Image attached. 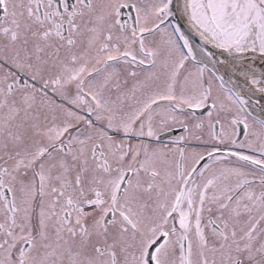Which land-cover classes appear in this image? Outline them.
Here are the masks:
<instances>
[{
    "label": "snow or ice",
    "instance_id": "6c2138e0",
    "mask_svg": "<svg viewBox=\"0 0 264 264\" xmlns=\"http://www.w3.org/2000/svg\"><path fill=\"white\" fill-rule=\"evenodd\" d=\"M0 264H264V0H0Z\"/></svg>",
    "mask_w": 264,
    "mask_h": 264
}]
</instances>
